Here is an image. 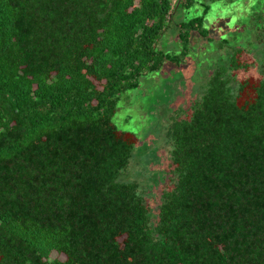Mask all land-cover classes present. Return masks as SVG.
<instances>
[{
	"label": "trees",
	"instance_id": "16d2710c",
	"mask_svg": "<svg viewBox=\"0 0 264 264\" xmlns=\"http://www.w3.org/2000/svg\"><path fill=\"white\" fill-rule=\"evenodd\" d=\"M240 1L0 0V264H264V0ZM216 7L229 21L210 30ZM172 23L180 53L159 47ZM240 28L256 43L232 45ZM217 30L230 65L169 125L173 178L153 217L127 180L141 140L114 118ZM254 49L260 75L233 85Z\"/></svg>",
	"mask_w": 264,
	"mask_h": 264
},
{
	"label": "rangeland",
	"instance_id": "374dc122",
	"mask_svg": "<svg viewBox=\"0 0 264 264\" xmlns=\"http://www.w3.org/2000/svg\"><path fill=\"white\" fill-rule=\"evenodd\" d=\"M242 1L246 6L250 2V0H241L239 6L236 4L235 13H240L242 10ZM234 8L235 6L228 11L230 16L233 15ZM202 11L203 8L197 5L194 13H202ZM242 13L247 14L245 11ZM211 14V17L216 20H211L208 17L206 23L210 30H216L218 23L222 27L229 21L226 18L227 11L221 12L219 7L213 8ZM235 17L232 20L233 23L240 20L236 15ZM183 19L184 13H181L178 19L176 17L177 22ZM175 24L170 25L160 41L161 50L173 53L182 51L179 29L177 23ZM240 30L243 31V28L232 29L231 33H227L232 45L239 47V45H246L248 41L256 43L253 35H241L238 33ZM217 33L215 36L212 34V37L215 38L212 42L200 37L193 38L191 47L194 51L189 55L188 60H184L182 67L178 68L168 63L159 72L143 77L140 88L129 91L123 96L119 111L114 118V122L119 128L135 132L141 140L127 180L140 182L146 193L147 202L152 208L153 217L159 209L161 192L170 188L173 178L170 172L171 147L165 139L169 125L173 119L178 118V113L181 117L186 116L193 102L204 92L205 86L217 66L228 67L230 65L231 48L227 45L220 46L218 35L220 36L223 32L217 30ZM254 51L253 59L247 55L243 57L244 61L249 59L251 62L249 70L244 68L229 70L228 75L232 79L233 85H237L238 82L249 76L260 75L259 60L256 59L263 53H261V49H254ZM252 60L256 61L252 63ZM156 131L159 132L160 141L159 138L157 139Z\"/></svg>",
	"mask_w": 264,
	"mask_h": 264
}]
</instances>
